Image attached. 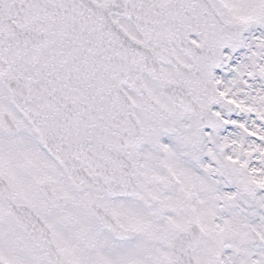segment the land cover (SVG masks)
I'll use <instances>...</instances> for the list:
<instances>
[{"label":"snow or ice","instance_id":"6c2138e0","mask_svg":"<svg viewBox=\"0 0 264 264\" xmlns=\"http://www.w3.org/2000/svg\"><path fill=\"white\" fill-rule=\"evenodd\" d=\"M0 264H264V0H0Z\"/></svg>","mask_w":264,"mask_h":264}]
</instances>
